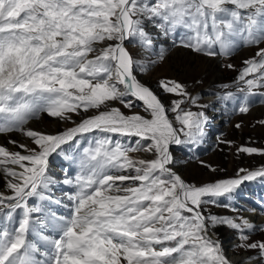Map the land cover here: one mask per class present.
<instances>
[{"label":"snow or ice","instance_id":"snow-or-ice-1","mask_svg":"<svg viewBox=\"0 0 264 264\" xmlns=\"http://www.w3.org/2000/svg\"><path fill=\"white\" fill-rule=\"evenodd\" d=\"M159 37L198 54L231 56L240 45L264 43V0H0V135L21 133L35 146L12 139L21 151L0 146L12 193L0 192V264H233L217 227L234 231L241 251L256 253L241 264H264V238L252 239L264 226L207 210L229 207L220 198L230 200L245 182L264 180V166L201 184L175 170L173 147L199 146L208 135L207 113L181 105L208 106L186 84L162 79L164 93L182 97L166 107L138 78L149 65L129 47L151 50ZM164 56L160 48L157 59ZM244 64L237 79L245 95L220 97L242 114L250 110L248 96L264 88V48ZM42 113L74 126L56 134L26 128ZM133 152L154 158H133ZM237 152L264 156L251 146ZM53 154L72 161L76 171L70 173L69 164L57 181L49 174ZM56 183L76 189L65 193L72 201L66 216L38 203H60L47 194ZM32 198L38 202L30 204ZM49 227L56 235L41 231Z\"/></svg>","mask_w":264,"mask_h":264},{"label":"rangeland","instance_id":"rangeland-1","mask_svg":"<svg viewBox=\"0 0 264 264\" xmlns=\"http://www.w3.org/2000/svg\"><path fill=\"white\" fill-rule=\"evenodd\" d=\"M148 31L155 32V29L149 27ZM179 31L181 30L178 29ZM102 46L97 45V47ZM160 48L165 51L163 60L157 59V53ZM259 48H264V43L258 46L240 45L231 56L210 57L195 53L189 48L178 44H173L171 37L167 39L159 37L151 50H145L140 46L129 47L134 59L149 65L147 72L137 73L138 78L161 97L166 107H171L170 102L172 100L181 99L182 97L164 93L159 87V81L162 79L177 80L186 84L190 93L201 97L199 104L208 106L206 109H200L188 103L181 105L182 108H191L192 111L203 110L209 117V123L206 128L208 135L203 144L196 147H173V155L176 160L175 170L186 181L196 184L218 181L235 177L240 168L255 170L264 166V156L237 152V149L241 146L264 149V124L260 123L264 121V88L254 89L255 94L248 96L251 106L246 114L236 112L231 100L224 101L220 99L226 92H234L238 98H242L245 95L238 91V88L242 86V82H239L237 78L241 70L246 67L244 61L254 57ZM152 61L156 62L153 64ZM229 64L234 65V69L228 68L227 65ZM254 75H259V73ZM251 78L253 77H246V79ZM224 85L229 87L225 89ZM236 103H239V99H237ZM113 104L116 107H120L125 114H132L130 110L123 108L119 103L113 102ZM93 111L90 110L86 115H91ZM134 111L145 115L139 107H136ZM169 116L174 121L175 113H170ZM73 119L79 121L80 117L73 115ZM216 121L219 125L214 124ZM174 123L175 127L180 126L178 122L174 121ZM72 126L74 125L69 121H60L57 118L49 117L46 113H42L39 118L29 121L26 128L46 134H56ZM9 139L35 147L32 145L30 138L15 132L0 135V146H6L10 151H21L16 145L9 144ZM227 141L232 142L231 146L226 143ZM73 143L75 141L63 147L70 149ZM83 147H85V144L81 143L80 148ZM77 152H79V149H77ZM130 155L137 159L154 158L148 152H133ZM69 164H73L69 172L76 171L72 161L65 160L63 156L53 154L49 158V174L59 181L64 176L63 169ZM208 166L214 168L215 171L210 170ZM75 190V188L56 183L50 186L47 194L55 197L60 203L49 200L38 202L35 198L30 199L29 203L38 202L46 211L66 216L69 214V207H66V205L71 206L72 201L65 193H73ZM0 192L6 196L12 194L11 190L5 187L4 173L1 170ZM220 201L222 204L229 205V207L208 206L207 210L218 216L248 218L253 215L262 217L263 219L257 225L264 226V180L257 179L245 182L233 194L232 199L220 198ZM231 206H235L238 210L232 211ZM41 231L49 236L56 235L51 227L41 229ZM214 231L216 237L221 241L224 239H229L228 241H230V237L234 240V245L229 247L233 255L246 256V258L256 255L255 252H243L236 247L239 240L236 238L237 234L234 231L227 227H217ZM262 238H264V232H256L252 236L253 240ZM29 239L34 240L36 238L30 236ZM37 243L43 250L45 247L44 242L37 240ZM36 255L37 258H42L39 253Z\"/></svg>","mask_w":264,"mask_h":264},{"label":"bare ground","instance_id":"bare-ground-1","mask_svg":"<svg viewBox=\"0 0 264 264\" xmlns=\"http://www.w3.org/2000/svg\"><path fill=\"white\" fill-rule=\"evenodd\" d=\"M216 114L218 115V113H216ZM214 124H218V122L216 121ZM10 167H15V166H10ZM0 170L3 172L2 166H0ZM54 200L57 201V199L55 197H54ZM248 218L256 224H259L261 222V220L263 219L262 217H256L253 215L249 216ZM230 239H231L230 241H228L229 239H225L223 241L224 248L227 252V255L233 260V264H241V261L245 260L246 256H235V255H233V252L231 251V249L229 247H232L234 245V240L231 237H230ZM227 241H228V243L226 244ZM254 264H256V262H254Z\"/></svg>","mask_w":264,"mask_h":264},{"label":"water","instance_id":"water-1","mask_svg":"<svg viewBox=\"0 0 264 264\" xmlns=\"http://www.w3.org/2000/svg\"><path fill=\"white\" fill-rule=\"evenodd\" d=\"M163 102V101H162ZM164 103V102H163ZM170 117V116H169ZM170 119H171V117H170ZM174 126H175V123H174ZM225 240V239H224ZM224 240H222V242L224 241Z\"/></svg>","mask_w":264,"mask_h":264}]
</instances>
